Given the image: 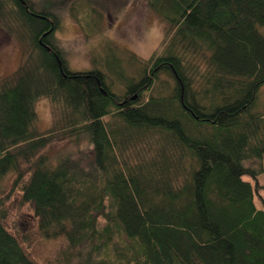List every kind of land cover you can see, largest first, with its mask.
<instances>
[{
    "label": "trees",
    "instance_id": "16d2710c",
    "mask_svg": "<svg viewBox=\"0 0 264 264\" xmlns=\"http://www.w3.org/2000/svg\"><path fill=\"white\" fill-rule=\"evenodd\" d=\"M147 2L165 23L162 46L149 58L123 49L130 64L107 65L117 83L69 68L50 41L53 14L0 0L29 38L0 77V264H38L4 223L10 175L41 236L66 239L62 264H264V112L253 111L264 0ZM41 97L54 107L44 130ZM82 136L85 162L42 152Z\"/></svg>",
    "mask_w": 264,
    "mask_h": 264
},
{
    "label": "rangeland",
    "instance_id": "374dc122",
    "mask_svg": "<svg viewBox=\"0 0 264 264\" xmlns=\"http://www.w3.org/2000/svg\"><path fill=\"white\" fill-rule=\"evenodd\" d=\"M28 1L58 19V26L49 36L50 41L59 48L67 65L73 70L98 68L106 72L109 79L117 82L118 77L107 65L126 68L130 63L123 49H128L142 58H149L162 46L165 23L150 9L147 0ZM73 8L82 17L81 23L85 28L72 15ZM28 40V36L16 21L0 15V77L12 73L18 67L24 51L29 47ZM128 69L134 74L133 69ZM34 108L40 128H49L54 119L51 101L38 98L34 102ZM253 111L264 112V83L258 89ZM86 139L87 137L82 136L78 141L58 140L46 146L42 152H67L78 158L83 155L80 161L85 162L89 159ZM248 164L255 165L257 161L250 160ZM12 177H6L4 181L6 227L20 239L28 255L38 264H62L58 255L65 247L66 239L63 236H41L31 205L22 200L19 188L11 191ZM258 184L260 196H256L255 202L258 207H264V170L258 176Z\"/></svg>",
    "mask_w": 264,
    "mask_h": 264
},
{
    "label": "water",
    "instance_id": "95a60500",
    "mask_svg": "<svg viewBox=\"0 0 264 264\" xmlns=\"http://www.w3.org/2000/svg\"><path fill=\"white\" fill-rule=\"evenodd\" d=\"M46 47H49L48 45H45Z\"/></svg>",
    "mask_w": 264,
    "mask_h": 264
}]
</instances>
